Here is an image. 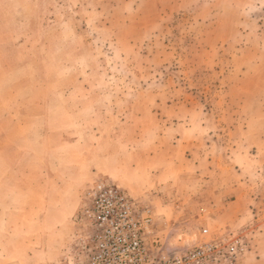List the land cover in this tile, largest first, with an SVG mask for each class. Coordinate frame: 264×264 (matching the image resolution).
<instances>
[{
    "label": "rangeland",
    "instance_id": "obj_1",
    "mask_svg": "<svg viewBox=\"0 0 264 264\" xmlns=\"http://www.w3.org/2000/svg\"><path fill=\"white\" fill-rule=\"evenodd\" d=\"M64 2L55 29L24 31L27 41L42 37L46 62L39 52L32 72L43 68L63 90L36 137L59 127L81 140L51 152L64 185L50 191L61 221L46 237L42 192L0 191L16 205L12 221H0V234L13 233L0 238V264H83V213L97 181L143 201L172 242L191 244L207 227L239 238L236 264H264V0ZM58 12L46 6L49 24ZM29 13L15 9L16 22ZM3 166L0 184L13 180Z\"/></svg>",
    "mask_w": 264,
    "mask_h": 264
},
{
    "label": "crops",
    "instance_id": "obj_2",
    "mask_svg": "<svg viewBox=\"0 0 264 264\" xmlns=\"http://www.w3.org/2000/svg\"><path fill=\"white\" fill-rule=\"evenodd\" d=\"M53 4L60 12L58 14H63V17L57 18V22H52L51 25L49 24L50 17H47L45 9L46 6H53ZM64 8V0H1L0 2V13L5 15V18L0 17V163L4 165L2 177L10 175L13 179H5L0 184V191H16L21 194L42 192L38 200V205L42 208L39 216L40 224H42V229L38 233L40 238L47 236L45 233L47 224H54V229L61 221V216L53 218L49 211L50 207L56 209L54 213L59 210L57 207L59 205L56 203L57 196L54 197L53 193L50 195V191L55 192L64 185L59 174L61 166L59 159L61 158L57 155L51 156V152L62 143H76L81 139L74 136L76 132H70V136H64L59 127L49 128L45 135L40 138L36 137L39 131V128H36L39 125L37 121L43 122L42 130H45L51 111L55 108L61 109L63 106L60 100L63 90L60 87L51 86L53 83L48 81L50 74L42 72L43 68L40 67L41 70L36 68V72H32L30 64L34 62L39 64L37 55L39 52L42 67L46 62L42 53V37L27 41L24 31L37 32L42 27H54L55 29V25H60V21L65 17ZM15 9L29 10L33 15L29 13L31 16L26 19L27 23L26 21L18 23L14 16ZM34 15H37V20ZM41 20L42 23H40ZM29 50L30 53H28ZM31 52L34 54L31 55ZM57 72L54 71L52 76L62 75ZM76 76L78 78L77 70L69 73V77L75 78ZM71 88L72 86L67 87V90L71 91ZM30 128H33L32 133L28 132ZM82 141L87 142V138L84 137ZM52 159H54L55 168H51ZM40 167L42 170L38 171ZM28 176L34 179H28ZM13 203L8 200L0 202L1 222L12 221L13 212L9 209L16 206ZM27 205L29 204L26 203ZM19 220L25 221L22 213ZM5 231L6 233L0 234V238L3 235L6 237L13 235V233H8L9 229Z\"/></svg>",
    "mask_w": 264,
    "mask_h": 264
},
{
    "label": "built area",
    "instance_id": "obj_3",
    "mask_svg": "<svg viewBox=\"0 0 264 264\" xmlns=\"http://www.w3.org/2000/svg\"><path fill=\"white\" fill-rule=\"evenodd\" d=\"M87 197V231L79 240L83 264H236L241 244L232 233L206 227L191 244L172 242L152 209L118 185L97 181Z\"/></svg>",
    "mask_w": 264,
    "mask_h": 264
}]
</instances>
